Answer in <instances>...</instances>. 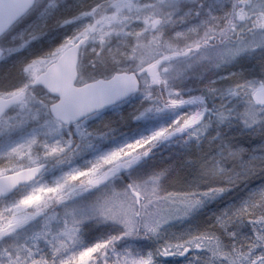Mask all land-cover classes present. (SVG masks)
I'll return each mask as SVG.
<instances>
[{
  "label": "snow or ice",
  "instance_id": "obj_1",
  "mask_svg": "<svg viewBox=\"0 0 264 264\" xmlns=\"http://www.w3.org/2000/svg\"><path fill=\"white\" fill-rule=\"evenodd\" d=\"M50 3L55 6L54 0ZM31 6V0L22 5L25 10ZM180 12L179 0L152 4L106 0L71 16L79 27L44 52L20 55L28 41L0 48V63L16 57L17 75L16 83L0 91V157L7 158V166H0V264H160L159 258L200 250L204 254L193 256L189 264H264V186L240 206L216 215L207 229L169 235L164 232L166 225L188 217L205 199L226 191L234 182L232 177L219 163H206L203 173L223 175L225 184L169 190L164 181L171 166L143 174L135 171L156 142L183 132L198 137L207 130L204 96L185 98L174 84L192 63L181 66L171 62L172 57L199 50L210 34L230 41L240 25L259 31L261 41L218 47L211 55L201 52L196 59L219 64L250 47L264 48V0H231L221 4L216 15L210 9L204 14L196 10L199 21L194 24L186 19L191 9ZM133 18L135 25L130 23ZM177 21L187 26L168 35L167 26ZM13 23L10 17L0 19V34L8 33ZM201 29L199 40L188 44L190 34ZM180 41L186 42L183 48ZM81 46L91 49L90 64H84ZM161 49L169 51L170 57L157 59ZM133 64L147 76L141 79L130 71ZM206 87L209 92L217 90ZM240 90L247 97L243 122L249 127L264 126V79L240 77L225 91L238 96ZM135 95L140 100L134 119L176 112L185 104L196 107L182 120L176 117L146 137L98 152L83 167L74 166L79 152L95 147L96 133L87 124L90 112ZM73 97L84 99L68 110ZM215 116L220 121L228 118L223 105ZM225 151L236 159L243 149ZM49 164L57 172L51 182L43 181ZM240 176L236 173V178ZM21 182L33 185L31 190L19 199H9ZM244 221L251 226L249 235L241 237L230 230ZM91 224L114 227L84 243V230ZM217 230L231 237L229 245L221 241ZM141 241H151L153 246L141 247Z\"/></svg>",
  "mask_w": 264,
  "mask_h": 264
},
{
  "label": "rangeland",
  "instance_id": "obj_2",
  "mask_svg": "<svg viewBox=\"0 0 264 264\" xmlns=\"http://www.w3.org/2000/svg\"><path fill=\"white\" fill-rule=\"evenodd\" d=\"M36 4L34 8L22 19L20 20L7 34H5L0 39V48L7 49L8 47L16 46L21 44L23 41H28V45L21 50L20 55H32L38 53L40 49H42V44L40 42H47L46 44H51L56 40H61L65 35L71 33L76 27L79 25L76 22H73L69 19L68 16L76 15L79 11L86 8L89 4L94 3H102L106 0H54L55 6L50 3V0H36ZM135 2L143 3V4H152L155 0H135ZM231 0H179L181 5V12L183 10L191 9L192 15L187 19L188 24L198 23L199 18L196 17V10H200L202 14L207 13L208 10H211V15H216L220 11L221 4H229ZM203 5V8L200 6ZM68 20V23L63 21ZM132 25H135V18L130 22ZM187 25L177 21L176 25H168L167 32L168 35H171L173 31L177 28H184ZM130 29H126L128 31ZM241 30V29H237ZM242 31V30H241ZM51 34L48 38L47 35ZM203 34V29L200 30L199 33L190 34V39L187 41L188 44H191L192 40H199L200 36ZM232 38L234 35L231 36ZM214 36L209 35V39H213ZM262 39V34H253L249 37L247 36L240 41L236 40L235 42H224V46H236L238 43H248L249 45L258 44ZM222 40V38L220 39ZM185 41L179 42V47L183 48L185 46ZM213 44V42H210ZM44 45V44H43ZM39 46V47H38ZM218 48L217 46L210 47L207 49L209 55H211L214 50ZM204 51H198L195 54H190L180 61H174L173 63L178 65H184L185 63L191 62L192 67L189 68L182 79L176 80L174 83L177 85L185 84L183 87V91L188 95L196 94L198 91L207 92V95H215L218 91L220 92V88L223 87L224 83L228 80H239L240 77L248 80H260V76L257 75V66L261 63H264V48L260 47H250L249 50L241 53L235 58L219 63L221 65V71L216 75H206L201 70L205 67L209 62V60H197L196 57ZM170 53L167 50H158L155 54L156 57L162 54ZM80 56L82 57L84 64H88V60L91 56V49L83 47ZM16 57L13 56L7 63H0V71L7 67L13 66L15 64ZM239 63H242L246 69H238ZM85 72L87 73V68H85ZM236 74V75H234ZM214 87L217 90L215 92H209L208 87ZM229 87V86H228ZM195 89V91H194ZM39 94V93H38ZM247 97L244 94V90H241L238 96L234 97L235 104L242 103L243 107L239 108L238 111L232 115H230L227 120L229 122H233L237 116L242 117L241 113L244 109V102ZM233 103L232 100L226 102V104ZM138 107V102H133L132 99L112 107L108 110H105L101 113L93 115L87 118L88 127L93 129L96 133L94 137L95 147L93 149H85L77 154L74 158L73 164L81 165L85 164L87 161L93 159V157L101 151H105L111 147L121 145L128 141H132L138 138L146 137L156 128L167 125L170 122L171 112H164L158 115H149V119L147 117L143 119H134L133 114L135 113ZM152 117V118H151ZM151 118V119H150ZM243 120V119H242ZM241 120V121H242ZM221 122V121H220ZM230 124V123H228ZM139 128V132H135V129ZM188 142L189 139H193L194 137H190L186 134ZM160 142V141H158ZM156 142L155 144H157ZM3 143V139L0 138V144ZM258 150L257 147L249 151V154L246 155V158L240 157L231 161L229 155H220V156H210L209 164L219 163V167L225 170L226 175H232V169L237 167L240 170V174L245 175L250 170L255 169V161L262 160V156L256 154ZM245 155V154H244ZM230 157V159H229ZM230 160V161H229ZM49 169L45 172L43 176V181L51 182L52 177L57 174L56 170L49 164ZM146 168H142L138 174H143L150 172ZM264 181V180H263ZM257 181L254 179L253 183ZM258 183V182H257ZM262 183V181L260 182ZM259 183V184H260ZM258 184V186H259ZM264 184V183H263ZM248 185V184H247ZM246 185V186H247ZM33 185H29L26 188H23L19 191L27 192L30 191ZM253 192V191H252ZM218 195L214 198H208L204 201L203 204H207L205 207H208L210 204H214ZM239 204V202L237 203ZM241 204V203H240ZM2 206V205H0ZM222 212L215 211L213 216L215 218L216 215ZM188 217H185L178 221H186ZM114 226L109 225H97L91 224L85 229V237L87 238V243L92 241L97 235L103 233L105 231L110 230ZM250 225L246 222H238L230 230L236 231L239 233L241 237L247 235L250 230ZM92 228V229H90ZM100 228V229H99ZM89 230L93 232L90 235ZM90 235V236H89ZM221 241L229 245L231 243V237L224 234L222 236H218ZM128 243L135 244V241H128ZM139 246L144 248H150L147 244H143V241L139 242ZM203 250L196 251L193 253L186 254L185 256H171L166 258H159L160 264H189L190 261H193V256H202Z\"/></svg>",
  "mask_w": 264,
  "mask_h": 264
},
{
  "label": "trees",
  "instance_id": "obj_3",
  "mask_svg": "<svg viewBox=\"0 0 264 264\" xmlns=\"http://www.w3.org/2000/svg\"><path fill=\"white\" fill-rule=\"evenodd\" d=\"M50 35L51 34H48L47 37H50ZM58 41L59 40H56L51 44L40 42V44H42V49H40L38 53L46 51L47 48H50ZM236 67L238 69H246L242 63H239ZM16 80L17 75L14 65L10 66L9 69H7V67L2 69L0 71V91H3L8 85L16 83ZM238 81L237 79L228 80L224 83L223 87L220 88V92L218 91L214 96L207 95L208 99L216 104V111L223 105V109L228 113V117L236 113L239 108L243 107L242 103L236 105L234 100L235 96L229 95L225 91L228 86ZM206 93L207 92L203 91L196 92V94L200 95H206ZM230 100H232L233 103L226 104V102ZM203 106L204 105H201V107ZM147 118L149 119V116ZM242 119L243 117L240 116H237L233 122H229L227 119L220 122V120L216 119L215 130L212 133L206 130L204 133L199 134L198 137H194L191 140L189 139L188 142L185 141V144H183V142L187 140L186 134L188 133L165 145H159V143L155 144L151 147L149 157L141 160L140 165L135 170L136 172H139L142 168L148 170L150 167L149 171H152L171 166L164 184L169 190H183L189 186L199 185L203 187L205 183L204 178L206 176L216 175L211 172L204 174L202 166L206 163L209 164L210 156L228 155L227 151H225L226 148H231L233 150L243 149L240 157L245 156V159L249 151L257 147L258 150L256 154L262 156V160L255 161V169L245 174V179H237L236 173H240V170L237 167L233 168L231 177L234 182L231 183V186L225 192L218 195L214 204H210L205 208L203 206L207 204H202L192 211L186 221L176 220L166 225L164 228L166 234L171 235L185 231L205 230L213 223L215 219L213 213L215 211L223 212L240 206V203L246 200L252 191L264 186V133H262V127L264 126L257 124L255 127H249L245 125ZM139 127L140 126L135 129V132H139ZM210 136L218 138L213 140L209 138ZM234 160V158H231V161ZM254 179L258 183H253ZM261 181L262 183H260ZM238 202L239 204H237ZM244 222L246 223V221ZM89 232L90 235L93 234L91 230H89ZM249 234L250 230L247 235ZM217 235L222 236L223 231L217 230ZM84 243H87L85 235ZM143 244H147V246L150 247L153 246V242L151 241H143Z\"/></svg>",
  "mask_w": 264,
  "mask_h": 264
},
{
  "label": "clouds",
  "instance_id": "obj_4",
  "mask_svg": "<svg viewBox=\"0 0 264 264\" xmlns=\"http://www.w3.org/2000/svg\"><path fill=\"white\" fill-rule=\"evenodd\" d=\"M245 27V25H240L239 29H243ZM217 41H219V39H217ZM214 44H216V42H213ZM217 47H224V42L220 41L219 44H216ZM157 58V57H156ZM91 60L89 58L88 60V64H90ZM130 71H134L136 73L137 76L141 77V79H143V76H147V72L145 71L143 74H141V72L135 68V65L133 64L130 69ZM204 74L206 75H216L221 71V65L220 64H213V63H208L205 67L202 68L201 70ZM257 75L260 76L261 79H264V63H261L257 66ZM175 84V83H174ZM186 84V82H185ZM185 84H180L177 85L175 84L176 87H178L179 89H181V95L184 96L185 98L187 96H189L187 93H185L183 91V87L185 86ZM195 91V89H194ZM205 98V105L207 107V111L204 112L203 114V121L207 123V131L209 133H212L215 130V126H216V104L212 101H210L208 99L207 94L203 95ZM131 98L133 102H138L140 100L139 95H135V96H129L126 97L125 99H129ZM179 98V97H178ZM196 106L194 105H189V104H185L184 106L178 108L176 110V112H171V116H170V121L174 122V118L179 117L181 120L183 119V117L185 116V114H190V112L192 110H194ZM199 126V125H197ZM210 139H216L218 137H209ZM21 163H23L24 161H20ZM0 166H7V158L6 157H0ZM81 167L85 166V164H81ZM246 175H241L240 178H237L239 180L245 179ZM205 183L203 184V187L205 186H214V185H218V184H225L226 181L223 177V175H209L206 176L205 178ZM225 192V191H224ZM26 192H22L19 191L18 189L12 194L11 197H9V199L15 198V199H19L21 196H23ZM223 193V192H222ZM221 194V193H220Z\"/></svg>",
  "mask_w": 264,
  "mask_h": 264
},
{
  "label": "water",
  "instance_id": "obj_5",
  "mask_svg": "<svg viewBox=\"0 0 264 264\" xmlns=\"http://www.w3.org/2000/svg\"><path fill=\"white\" fill-rule=\"evenodd\" d=\"M34 1L35 0H31V5L33 6V4H34ZM27 3V0H0V19H2V18H8V17H10V18H12L13 19V21H14V23L17 21V20H19L28 10H25L23 7H22V5L23 4H26ZM13 23V24H14ZM12 24V25H13ZM3 34H0V37L2 36ZM81 48V47H80ZM189 54V53H188ZM187 54V55H188ZM187 55H184V54H180L179 56H177V57H172L171 58V61H174V60H176V59H180V58H184V57H186ZM165 57H170V55H168V56H165ZM83 99L84 98H82V97H73L72 99H70L69 100V102H68V104L66 105V108L68 109V110H71L72 108H74L76 105H78V104H80V103H82L83 102ZM126 100H128V99H124V100H121V101H119L118 103H116V104H112V105H109V106H107V107H105V108H103V109H101L100 111H97V112H90V114L88 115V117H90V116H92V115H94V114H96V113H100V112H102V111H104V110H106V109H109V108H111V107H113V106H116V105H118V104H120V103H122V102H124V101H126ZM87 117V118H88ZM27 185H29V183H27V182H21L20 183V186L18 187V188H20V187H25V186H27ZM17 188V189H18Z\"/></svg>",
  "mask_w": 264,
  "mask_h": 264
},
{
  "label": "flooded vegetation",
  "instance_id": "obj_6",
  "mask_svg": "<svg viewBox=\"0 0 264 264\" xmlns=\"http://www.w3.org/2000/svg\"><path fill=\"white\" fill-rule=\"evenodd\" d=\"M246 31V30H253L252 28H251V25H246L243 29H242V31ZM239 32H237L236 34H238ZM256 33H260V32H256ZM236 36V35H235ZM239 39H241V37H239ZM238 39V40H239ZM209 48V47H208ZM207 48V49H208ZM205 51H207V50H205Z\"/></svg>",
  "mask_w": 264,
  "mask_h": 264
}]
</instances>
